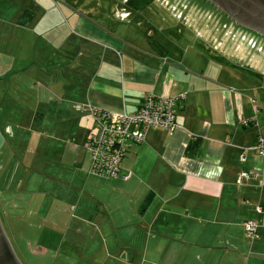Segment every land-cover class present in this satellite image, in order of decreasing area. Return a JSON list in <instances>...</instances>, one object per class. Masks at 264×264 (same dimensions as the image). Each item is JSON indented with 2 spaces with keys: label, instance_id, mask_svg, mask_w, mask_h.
Instances as JSON below:
<instances>
[{
  "label": "crops",
  "instance_id": "crops-1",
  "mask_svg": "<svg viewBox=\"0 0 264 264\" xmlns=\"http://www.w3.org/2000/svg\"><path fill=\"white\" fill-rule=\"evenodd\" d=\"M127 2L109 4L121 26L107 24L106 4L93 0L60 1L59 8L32 2L9 22L10 87L22 84L23 72L33 80L29 120L53 122L57 142L67 138L55 147L57 159L44 164L47 177L72 196L62 199L60 212L71 209L72 228L101 236L102 261H95L97 241L90 264H264V214L255 210L264 209V155L251 149L264 140V36L244 32L203 2H128L129 18ZM2 24L0 51L7 45ZM184 28L196 32L197 44ZM147 93L183 96L177 128L150 129L123 158L117 179L91 175L88 166L107 192L105 205L71 187L85 176L82 149L94 130L88 106L132 114ZM18 118H26L24 110ZM241 170L258 180L236 185ZM116 194L123 204H114ZM247 221L257 228L253 240Z\"/></svg>",
  "mask_w": 264,
  "mask_h": 264
},
{
  "label": "rangeland",
  "instance_id": "rangeland-1",
  "mask_svg": "<svg viewBox=\"0 0 264 264\" xmlns=\"http://www.w3.org/2000/svg\"><path fill=\"white\" fill-rule=\"evenodd\" d=\"M60 1L68 0H0V19L6 22L5 25H1V29H4L2 38L3 43L7 44L4 50L0 51V222L20 264H90L89 262H93L88 257L93 251L91 248L96 247L97 241L99 248L96 250L97 259L95 261H102L99 256L105 251V246L101 245L98 240L101 239V236L98 235L95 228H72V225H76V221L71 220L73 211L70 209L65 213L60 212V208L65 207V205H62V199L71 198L72 196L67 197L64 185L59 184L54 178L49 179L44 169V164L49 163L47 160L57 159L59 152L55 147L64 145L67 138L61 136L57 142L54 132L56 124L51 126L53 122L48 124L47 120H43L41 124L39 122L34 124L33 120H29L28 108L34 107L32 102H34L36 93L34 81L26 78L23 72L18 75V79L22 81V84L19 83L20 85H17L14 89L10 87V83L15 81L8 79L10 76L8 73L10 70V57L7 48L10 44L9 31L12 28V26L9 28V22L16 20L19 12L26 10L32 2H50L52 5L55 3L59 8ZM93 1H102L103 4H106V9H102V12L105 13L104 17L108 20L107 24L121 26V23L115 18L116 9L109 8V4L115 0ZM118 1L121 2L122 0ZM127 1L145 7L144 2L147 0ZM128 2L125 8L129 18L134 13L129 12ZM182 2L187 5H194L197 2L206 3L205 5L209 9L215 10L226 20L233 21L208 0H182ZM121 8L123 7H117V9ZM157 10L161 18L167 17L164 11ZM55 11L58 12L56 8ZM146 12L156 17L152 11ZM207 16L210 17L211 15L208 14ZM241 29L248 34L263 39L260 34L248 31L243 27ZM183 33L193 34L194 38L190 41L192 44V40H195L194 43L196 44L199 42H196V32H193L192 29L184 28ZM190 49L192 51L195 48ZM23 110L26 118L21 120L18 116ZM82 153H84L85 160L83 165L85 176L81 178V182L79 181L72 186L71 184L68 185L71 187L77 186L88 197L105 205L103 199L107 192L98 189L97 181L88 173L89 154L84 149H82ZM40 161L43 162V165H40ZM64 162L67 163V160ZM113 199L116 202L114 204H123L121 196L118 194ZM85 200H88V198L85 197ZM70 204L75 206V204L68 203V208ZM95 204L91 203L92 207ZM83 205L84 208L85 206L90 207L89 202L83 203ZM70 223L69 228L64 227ZM117 234L121 235V233ZM103 235L105 238L108 237L106 232ZM113 240L111 238V241ZM109 248L112 247L109 246Z\"/></svg>",
  "mask_w": 264,
  "mask_h": 264
},
{
  "label": "built area",
  "instance_id": "built-area-1",
  "mask_svg": "<svg viewBox=\"0 0 264 264\" xmlns=\"http://www.w3.org/2000/svg\"><path fill=\"white\" fill-rule=\"evenodd\" d=\"M183 96L161 97L147 93L136 112H113L88 106L87 111L93 121V132L86 140L84 150L89 154V173L91 175L117 179L120 176L121 162L129 150L142 143L150 129L158 128L168 133L177 128L175 106ZM78 109H81L78 107ZM243 121V125H247ZM258 156L264 155V140L258 138L251 148ZM243 157L240 161H243ZM128 176H122L123 180ZM258 180V174L241 170L235 183L241 186L249 181ZM256 212L264 214L261 207ZM246 238L253 240L257 235L254 222L243 224Z\"/></svg>",
  "mask_w": 264,
  "mask_h": 264
},
{
  "label": "water",
  "instance_id": "water-1",
  "mask_svg": "<svg viewBox=\"0 0 264 264\" xmlns=\"http://www.w3.org/2000/svg\"><path fill=\"white\" fill-rule=\"evenodd\" d=\"M238 25L264 36V0H208ZM0 264H20L0 222Z\"/></svg>",
  "mask_w": 264,
  "mask_h": 264
},
{
  "label": "trees",
  "instance_id": "trees-1",
  "mask_svg": "<svg viewBox=\"0 0 264 264\" xmlns=\"http://www.w3.org/2000/svg\"><path fill=\"white\" fill-rule=\"evenodd\" d=\"M194 150H195V145H193V146H189V147L187 148L186 154H187L188 156H193L194 153H190V152H191V151H194Z\"/></svg>",
  "mask_w": 264,
  "mask_h": 264
},
{
  "label": "flooded vegetation",
  "instance_id": "flooded-vegetation-1",
  "mask_svg": "<svg viewBox=\"0 0 264 264\" xmlns=\"http://www.w3.org/2000/svg\"><path fill=\"white\" fill-rule=\"evenodd\" d=\"M249 30V29H248ZM250 31H252V30H250ZM254 32V31H253ZM256 33V32H255ZM258 34V33H257ZM262 36V35H261Z\"/></svg>",
  "mask_w": 264,
  "mask_h": 264
}]
</instances>
